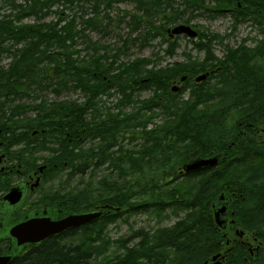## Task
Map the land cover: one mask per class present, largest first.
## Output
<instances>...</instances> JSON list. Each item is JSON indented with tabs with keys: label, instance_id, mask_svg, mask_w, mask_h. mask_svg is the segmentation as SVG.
<instances>
[{
	"label": "trees",
	"instance_id": "trees-1",
	"mask_svg": "<svg viewBox=\"0 0 264 264\" xmlns=\"http://www.w3.org/2000/svg\"><path fill=\"white\" fill-rule=\"evenodd\" d=\"M9 1L15 21L0 23V59L4 53L11 57L7 67L0 65V141L5 145L8 142L9 147L17 145L10 154L13 158L17 156L25 170H32L41 162L46 165L45 182L57 179L56 187L41 189L44 199L75 210L87 209L102 201L123 208L138 204L143 205L140 208L146 206V210L156 207L189 210L190 218L183 228L194 229V232L184 235L186 240L179 243L175 254L179 257L183 253L188 260L201 262L205 255L218 249L216 246L220 241L209 201L217 190L211 191L216 184L207 188L200 185L192 197L185 198L178 187L179 182L175 183L174 168L193 154L226 150L231 142L240 141L236 156L243 159L253 155L259 160L250 173L233 183V188L241 193L236 201L237 221L242 223L246 212L264 208V147L249 141L243 143L246 141L240 138L237 123L229 125L227 121L230 111L242 108L249 112L244 116L247 117L245 127L252 130L251 127L264 123V41L251 52L244 47L237 49L240 53L234 61H239L238 65L229 59L219 61L222 68L202 85L191 89V103L186 106L168 91L167 86L168 80L183 72L190 73L181 66L147 70L144 72L147 82L140 83L137 76L139 67L145 64L143 61L132 63L130 73L128 66L110 76L108 67L103 66L106 57H95L96 51L82 62L73 58L77 52L71 48L76 44V37L97 19L96 6L101 2L108 5L111 0H94V14L84 20L86 25L79 30L75 29L72 19L60 25L65 21L61 17L50 27L38 24V21L15 25L32 15L38 14V20L41 19L54 1L60 0H20L19 4L16 0ZM65 1L78 4L81 0ZM185 1L202 5L200 0ZM168 2L136 0L140 9L150 6L154 16L166 6L170 7ZM212 2L214 6L210 9L215 13L230 8L238 10L239 2L244 6V16L251 14L264 31V0ZM175 18L171 13L168 19L174 21ZM154 29L156 35L163 34V29ZM174 46L172 44L168 51L172 52ZM252 56L257 58L258 67L249 66ZM204 67L205 63H200L191 71ZM213 77L216 80L209 83ZM113 80H120L116 90L121 92V97L117 105L132 104L130 81L140 89L152 87L154 96L142 101L137 98V104H133L129 113L104 118L102 114L97 117L95 114L90 119L88 112L96 111V97L107 82ZM68 88L79 90L84 100L81 103L69 100L27 103L24 100L36 89H50L58 96L62 89ZM208 102L215 104L211 106ZM199 104L207 107L206 110H197ZM30 112L34 116L27 117ZM148 112L151 114H146ZM158 116L161 123L153 120ZM152 121L154 124L149 127ZM33 130L38 133L30 137ZM126 139L132 146H125ZM227 166L228 160H225L222 169L212 174L217 176H213L214 181L223 178ZM4 189L6 180L0 183V191ZM131 198L135 199L134 203ZM244 227L256 231L263 243L258 257L247 262L240 247L235 264H264V217ZM192 236L198 237L199 241L191 243ZM54 240L42 243L14 264H91L93 255L101 253L100 246L86 247L89 255L84 257L75 245L65 248L54 244Z\"/></svg>",
	"mask_w": 264,
	"mask_h": 264
},
{
	"label": "rangeland",
	"instance_id": "rangeland-1",
	"mask_svg": "<svg viewBox=\"0 0 264 264\" xmlns=\"http://www.w3.org/2000/svg\"><path fill=\"white\" fill-rule=\"evenodd\" d=\"M93 1L81 0L78 4L69 3L65 0L54 1L46 15L41 17V19L38 20V14L36 16L32 15L24 17L18 23L15 22V25L32 24L38 21V24L50 27L58 22L59 17H61L65 21L61 22L60 25L72 19L74 20L75 29L79 30L86 25L84 20L94 14ZM15 2L19 4L21 1L16 0ZM211 2L210 0H204L205 5H211ZM96 7L95 17L97 19H95V23L87 26L83 33L76 37V44L71 49L77 52L73 58H76L79 62L88 60L94 51L97 52L95 54L97 58L104 55L106 59L103 66L108 67L110 71L121 63L143 61L145 64L139 67L143 74L147 70L159 71L171 66L189 65L196 61H202L209 54H212L216 58V60H210L209 62H215L223 60L227 52L229 53L230 50L241 48V46H244V48L251 52L263 39L262 25L257 23L256 26L250 19L235 24L233 15L230 12L216 15L211 11L204 10L202 7H187L184 0H174L172 9H177L176 12L180 11L176 24L185 23V20H188L189 23L187 24L192 25L196 30L203 32V34H210L211 41L207 43L208 40H205L202 43L198 41L199 39H188L186 36H178L175 51L169 55L166 54L168 44L163 41V38L167 37L166 34L156 35L154 28L163 24H165V28L174 25L169 24L165 20V17L163 18V15H170L172 12L171 8L166 7L165 11L161 10L158 15L153 17L150 26L145 19L134 26L137 16L141 14L136 0H115L108 5L101 2ZM14 17L12 3L9 0H0V23H14ZM151 18L152 16L149 19ZM10 60L11 57L7 53H4L0 59V65L7 67ZM147 61L149 62L146 63ZM151 94V89H143L137 92L136 95L139 98H136L142 100L148 98ZM181 95L182 99H186L188 97V89L184 90ZM118 98L120 96L117 94L113 96L98 94L96 97L99 102L97 106L98 111L95 117L99 114L107 115L110 111L113 114L118 113V116L129 113V110L133 108V104L125 106L115 105ZM41 100H45L48 103L67 100L81 103L84 100V96L79 90L70 88L62 89L58 96L53 91H50V89H36L35 91H31L28 98H25V102L27 103L39 102ZM108 109L111 110L108 111ZM244 111V109L235 110L230 115L229 122L236 121ZM26 116H34V113L30 112ZM254 137L262 139L260 133H256ZM7 147L8 145L1 148L0 154L6 153V155L11 156ZM254 162H256L255 157L239 161L237 165L234 164L227 170L222 179H218L217 181L208 176L210 174L192 179L184 178L180 181L178 187L185 198H190L201 184L203 186L206 184L204 182L208 181L211 185L216 184L217 187H221L224 185V180L240 179L251 168ZM5 164L10 165L11 162L2 163L0 168L1 166H7ZM5 180L6 175H1L0 173V181L4 183ZM57 184L58 181L53 185ZM263 214L264 209L261 212L253 213L251 218L256 220ZM189 218V210H181L178 207H165L164 209L156 207L145 212L122 214L119 219L103 222L100 225L101 242L107 247V253L106 256L100 258V261L121 258V254L127 248L133 247L138 249L140 247L147 248L148 246L157 245L156 250L162 254L165 264H188L185 263L182 253H180V258L177 257L174 250L167 245L174 240L170 239V237L175 233L176 226L186 224ZM168 234H171L169 238L167 237ZM179 236L182 237L180 234ZM252 236V233H247L243 239V241L249 242L248 247L250 249L255 248L259 242L258 240L254 241V237ZM76 240L77 237L73 241Z\"/></svg>",
	"mask_w": 264,
	"mask_h": 264
},
{
	"label": "bare ground",
	"instance_id": "bare-ground-1",
	"mask_svg": "<svg viewBox=\"0 0 264 264\" xmlns=\"http://www.w3.org/2000/svg\"><path fill=\"white\" fill-rule=\"evenodd\" d=\"M113 1H115V0H111V2H113ZM143 1L146 2L148 0H143ZM168 1L169 2L167 3V5H169L170 6L169 8L172 9V5H173L174 0H168ZM210 1H212V0H210ZM184 2L186 3L187 7H189V6H191L193 8L202 7L204 10L213 12V10L210 9L214 6L213 2H211L212 3L211 5H205L204 0H200V3L202 4L200 7L198 5H195L194 3L189 2V1L184 0ZM149 8H150V6H148L147 8L140 9L141 14L139 16H137V18L134 22V26H136L140 21H142L144 19L147 21L149 26H150V24H152V19L155 16H154L152 9H149ZM237 8H238V10L234 9V8H230V9L218 12V13H215V12H213V13L216 15L217 14L220 15V14H224L226 12H230L233 15L235 24L238 22L240 23V22H244V21L250 19L257 26L258 22L255 21L254 17L251 14L244 16V14H243V12L245 13L244 6H242L239 2H237ZM176 10L177 9H172V12H171L174 14V16H176L174 21H170L168 19L170 17V15L169 16L163 15V18L165 17V20H167L169 24H174V25L167 27V28L164 27L165 24H163L162 26L155 27L157 29H163L161 31H163V34H166V36H167L166 38H163V41L168 44L166 54L171 55L175 51L178 36H186L188 39H199L198 41H200L202 43L205 40H208L207 43H209L211 41L210 34H203V32L196 30L192 25L187 24V23H189L188 20H185V23L176 24V22L178 20L177 19L178 15H180V13H179L180 11L176 12ZM162 11H165V9ZM151 13H152V18L149 19ZM179 26L188 27L192 32L195 33V36H190L186 32L175 33L172 31L174 28L179 27ZM262 33H263V39L260 42V44L254 50H256L258 47H260L262 42L264 41L263 29H262ZM163 34H158V35H163ZM172 44H174L175 46H174L173 51L170 52L168 50H170V46ZM241 47H244V46H241ZM238 49H240V47ZM239 53H240V51L237 49L230 50L229 53L228 52L226 53L223 60H217L215 62H209L210 60H216V58H214V56H212V54H209L202 61H196L192 64L181 66V67L185 68L186 70H188L190 73L183 72L180 75H178L176 78L168 80V82H167L168 91L175 94L176 99L184 102L183 105L187 106L188 103H191V102H189L190 101V95H191V89L193 87H198V86L202 85L203 82L207 81L209 76L217 73L222 68V66L219 65V61H225L226 59H229V60H233V63L235 65H238L239 61H234V59L238 58ZM260 59L262 61V58H260ZM250 62H251V63H249L250 67H258V66H256V65H258V60L255 56H252L250 58ZM200 63H205L206 67H204L203 70H199V71L195 70L194 72L191 71V69L193 68L194 65H197ZM131 64H132V62L126 63V64L121 63L120 65L116 66V68L114 67V69H112L110 71L109 75L114 76L118 72H120L122 69H124V67H128V66H130V70H129V73H130L132 68H133L132 67L133 65H131ZM244 66H245V64H243V67ZM246 66H248V65H246ZM169 68H173V67L171 66ZM232 70L234 71V68H232ZM189 74H190V76H188ZM137 77L139 78L140 83L147 82V80H148L146 73L142 74L141 70L139 71V75ZM176 80H178V82H176ZM215 80H216V77H213L209 80V83H212ZM119 83H120V80H118V81L113 80L112 83L107 82L103 91L100 92V95H102V96L103 95L113 96V95L117 94L118 96L121 97V92L116 90L118 87L117 84L119 85ZM178 83L181 85H179ZM129 84L131 87V91H130L131 92V97H130L131 103L136 105L137 104V98L136 97H138L136 95L137 92L140 90L146 89V88L140 89V87L137 86L132 81H130ZM188 84H190V85H188ZM150 89L152 92L151 96H149L148 98L142 99V100H146V99H149V98L154 96L153 88L151 87ZM186 89H188V97L186 99H182L181 94ZM119 99L120 98H118L116 100L115 105H117V103L119 102ZM98 103L99 102L97 100L95 108H94V109H96V111L92 112V110H90L88 112V116L90 117V119L93 115H95L97 113ZM207 104L212 106L213 104H215V102H208ZM115 105H114V107H115ZM206 108L207 107H205L204 105L200 106V104H199L197 107V110L205 111ZM240 109H242V108H237V109L230 111L228 119H227L229 125L237 123V125L240 128V132H238L239 136L242 139V141H246L243 143L246 144L247 141H249L253 145L264 147V123L259 124L257 127H251L252 130H250V128L245 127L244 122L247 120V117L244 118V116L247 113H249L248 111H244L243 114L236 121H234L232 123L229 122L230 115L235 110H240ZM110 110L111 109H108V111H110ZM130 111H131V109L129 110V112ZM149 113L151 114V112H148L146 114H149ZM107 115L109 117H111L113 115V112L110 111V113ZM107 115H102V117L104 118ZM241 118H243V119H241ZM26 119H28V118L26 117ZM157 119H159V120H157ZM153 120H154V122H157V123H161V121H162L160 116L154 118ZM153 124L154 123L152 121L149 124V127H151ZM42 132H43V130H42ZM37 133L38 132L36 130H33L29 136L33 137ZM256 133H260L262 136V139H256L254 137V135ZM23 136H25V135H23ZM125 141H126L125 142L126 147L132 146L129 139H126ZM119 142H120V140H119ZM7 143L8 142H6V145H5L3 142L0 141V149L3 148L4 146L6 147ZM240 144H241L240 141L231 142L227 146L226 150H221V151H213L212 150V151H208L204 154H193L192 156H189L180 165H178L176 168H174V175L173 176L175 177V180H176L175 183H178V182L180 183V181L184 178L185 179H187V178L192 179V178L204 176L207 174H210L208 176H210L212 179H214L213 176L214 177H217V176H216V174L215 175H212V174L215 173V171L217 169L218 170L222 169L221 165L225 160H228V166L225 170V173H226L227 170L231 166H233L234 164L237 165L239 161L244 160L245 158L247 159L249 157H255L252 155V156L244 157L243 159H239L236 156V153L238 151V146H240ZM16 147H17V145H15V146L13 145V148H16ZM13 148H12V146L9 147V145H8L7 149L9 150V153ZM213 157L217 158V162L213 165L202 166L200 168L190 169V170L185 169V166L187 164L191 163L192 161H194L196 159H207V158H213ZM258 157L260 158L259 154H258ZM14 158L18 162V163L16 162V164L20 165L19 169L22 170V172L24 173L25 176L28 173H30L32 170H35L36 167H38V209L48 208V207L53 208L54 207V208L62 209V210H64V212H68V213L70 212V213H75V214L92 212V211H97V210H100L102 213L97 219H93L92 221H89V222H86V223H83L80 225H76L73 227L64 228L60 231L54 232L51 235L44 237L39 242L28 243L27 241H23V245H25V247H23L20 250V252L18 253V255L14 256L12 261L8 264H12L14 259H16V258L20 259L21 258L20 256L22 255V251L27 250L30 247L40 246L42 243H44L50 239H53V238L55 239L53 243L58 245V246H61V247L67 248V247H73L75 245V247H77L78 250L81 253H83L84 257L89 255V252H87L86 247L100 246L99 248H100L101 253L99 255H93L94 258H93V261L90 262L91 264H165L162 254L156 250L157 245L148 246L147 248L140 247L138 249H135L133 247L127 248L126 250L123 251V254H121V258H115L114 260H110V261H107V260L100 261V258L101 257L103 258L104 256H106V253H107V247H105V244L101 242V227H100V225L106 221H114L116 219H119L122 216V214H132V213L148 211L149 209L146 210V206L144 209V208H140L143 205L134 204V206L132 208H127V207L123 208L119 205H113V204L107 203V201L106 202L102 201V203L94 205L90 208L75 210V209L68 207V206H65L64 204H61V203H53L52 204L48 201V199H44L43 196L41 195V189L43 190L44 187L51 186L52 188H54L57 186V185H55V186L53 185L57 181V179H54L51 182H48V181L45 182L43 172H44L46 165L41 164V162H40V164L39 165L37 164L34 167V169L32 168V170H25L24 167L21 166V164H20L21 162L18 161L17 156H14ZM255 158H256V162H254V164L251 166V168L244 175H247L248 173H250L254 169V167L257 165V162L259 159L257 157H255ZM101 169L102 168L99 169V172L102 171ZM13 174L14 173H12L9 178H6V189L0 191V197L3 193L7 192L9 189H11L15 185L19 184V182H16L18 180V178H16L15 176H14L15 178L12 177ZM244 175L241 178H243ZM240 179H238V180H240ZM235 181H237V180H226L223 183L224 184L223 186H221V187L216 186L214 189L211 190V191H213V190L217 189L215 191L214 195L209 198V201H210V210H211V216H212L215 232H218L219 236H220V241L216 246L218 249L213 251V252L208 253L207 255H205V257L201 260V262H196V261L194 262L193 260H188L185 258L184 254L182 253L183 258L185 260V263H188V264H235V257L237 255V253L239 252L240 247H242L243 257L246 260V262L249 261V259L255 260L258 257L259 250H260L262 243H263L262 239L259 237V235H258V233H256V231H254V230L249 231L244 226L248 225V223L251 221L254 222V221L259 220L260 218L264 217V214H263L262 216H259L258 219H256V220L251 218V215H253V213L261 212L264 208H261L258 211H253V212H249V213L246 212V213H244L245 215H243V222L241 223L240 221H237L238 209L236 207L237 206L236 201H238V198L241 196V193L238 190H235V188H233V183ZM0 183H2V182L0 181ZM204 183H206L204 185V187H206V188L213 186V185H210V183L208 181L204 182ZM71 185H73V183H71ZM201 185H203V184H201ZM23 198H24V193H23ZM23 198H22L21 203H23V201H24ZM103 199H105V198H103ZM130 200L133 203L135 202L134 198H131ZM221 207H225V211L222 214H219L218 219H217L216 214ZM38 209L36 211H38ZM28 214H30V213H28ZM47 216H49V214ZM111 219H113V220H111ZM184 225H181L182 227L180 226V227L175 228L177 231V234L175 231L173 236H171V234L167 235L168 238L171 236L170 239H174L171 243L169 240L170 244L167 245L168 247H170L174 250V253L176 252L177 248H179V246H180L179 243L185 242L186 238L184 237V235L187 232H190V233L194 232V229L193 230L189 229L187 231L185 228H183ZM239 227H242V228H239ZM247 233H252V235H253L252 237H254V241H256V240L259 241L257 246L253 249H250L248 247L249 242L243 241V239L246 237ZM179 234L182 237H180ZM76 237H77V240L73 241ZM193 237H195V236H192L189 240L191 243H193V242L195 243V242L199 241L198 237H195V239H193ZM180 239H181V241L179 242ZM2 240H10L11 241L10 237L2 238V239L0 238V241H2ZM10 247H11V244H10V246H8L6 248V250L0 251V254L8 251ZM214 256H217V257L213 258ZM180 257H181V255L179 254V258Z\"/></svg>",
	"mask_w": 264,
	"mask_h": 264
},
{
	"label": "water",
	"instance_id": "water-1",
	"mask_svg": "<svg viewBox=\"0 0 264 264\" xmlns=\"http://www.w3.org/2000/svg\"><path fill=\"white\" fill-rule=\"evenodd\" d=\"M172 31L175 33L186 32L190 36H195V33L186 26L176 27ZM216 162V157L196 159L187 164L185 169H196L202 166L213 165ZM22 198L23 190L18 184L1 195L0 204L5 203L8 206H13L17 203L21 204ZM224 211L225 207H221L216 214V218L218 219L219 214H222ZM35 212V214L31 213L17 220V222L12 224L5 232L7 235L3 237H10L11 247L5 253L0 254V264H8L11 262L14 256L18 255L20 250L25 247L23 241H27L28 243L39 242L44 237L64 228L73 227L97 219L102 213L100 210H97L75 214L64 212V210L54 207L40 208ZM48 214L49 216H47ZM2 224L3 221L0 223V230H2ZM216 257L217 256H214L213 258Z\"/></svg>",
	"mask_w": 264,
	"mask_h": 264
},
{
	"label": "flooded vegetation",
	"instance_id": "flooded-vegetation-1",
	"mask_svg": "<svg viewBox=\"0 0 264 264\" xmlns=\"http://www.w3.org/2000/svg\"><path fill=\"white\" fill-rule=\"evenodd\" d=\"M10 165L1 166L0 173L1 175H6V178H9L12 173V177L18 178L16 182H19V185L22 187L24 198L23 203H17L13 206H8L5 203L0 204V223L3 221L2 230H0V238H7L3 237L6 236L5 233L8 228L17 222V220L22 219L28 213H36L35 211L38 209V167L35 170H32L26 176L19 169L20 165L16 164V160L13 159L11 156L4 154H0V165L2 163H9ZM15 169V170H14ZM15 182V183H16ZM10 240H2L0 241V251L6 250L8 246H10ZM38 246L30 247L27 250L22 251L21 258L24 257L26 254L30 253L34 248ZM20 258V259H21ZM19 259H14L13 263L17 262Z\"/></svg>",
	"mask_w": 264,
	"mask_h": 264
}]
</instances>
